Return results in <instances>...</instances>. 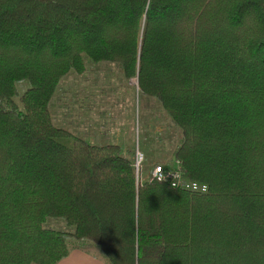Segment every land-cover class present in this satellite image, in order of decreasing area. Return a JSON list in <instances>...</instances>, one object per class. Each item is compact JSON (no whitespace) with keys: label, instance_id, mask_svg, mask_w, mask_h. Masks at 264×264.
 <instances>
[{"label":"trees","instance_id":"1","mask_svg":"<svg viewBox=\"0 0 264 264\" xmlns=\"http://www.w3.org/2000/svg\"><path fill=\"white\" fill-rule=\"evenodd\" d=\"M86 60L159 101L175 164L138 179L120 144L56 126ZM68 238L108 264H264V0H0V264H56Z\"/></svg>","mask_w":264,"mask_h":264},{"label":"rangeland","instance_id":"2","mask_svg":"<svg viewBox=\"0 0 264 264\" xmlns=\"http://www.w3.org/2000/svg\"><path fill=\"white\" fill-rule=\"evenodd\" d=\"M86 66L80 75L69 71L57 85L50 101V113L56 126L69 129L82 138L88 137L92 142L100 141L99 132L102 131L103 140L120 144L126 155L135 156V150L141 151V166L135 175L138 179H142L145 162L151 163L157 158L162 163L175 164L171 155L173 146L179 141L178 128L168 119L159 101L139 93L136 79L126 81L116 62L91 63L86 60ZM24 85L22 81L16 82V94H20ZM62 222L47 217L45 224L56 229H69ZM67 241V255L58 263L60 260L62 264L73 262L70 259L75 258L77 249H81L93 261L108 264L91 246L72 238ZM81 261L88 262L82 259L80 264Z\"/></svg>","mask_w":264,"mask_h":264},{"label":"built area","instance_id":"3","mask_svg":"<svg viewBox=\"0 0 264 264\" xmlns=\"http://www.w3.org/2000/svg\"><path fill=\"white\" fill-rule=\"evenodd\" d=\"M135 156L133 157V164L135 166V175H137L138 169L141 166V160H142V156L143 153L141 151L135 150ZM150 175L157 179L158 181H161V178H165L164 181H170L171 185L174 186V184H179L180 186L184 187V188H191V189H202L204 190L206 188V186L204 184H198L196 183V181H183V179L181 178V174H179L178 169L173 168H167L163 165L160 164V166H158L157 164L154 165L151 169H150Z\"/></svg>","mask_w":264,"mask_h":264},{"label":"crops","instance_id":"4","mask_svg":"<svg viewBox=\"0 0 264 264\" xmlns=\"http://www.w3.org/2000/svg\"><path fill=\"white\" fill-rule=\"evenodd\" d=\"M99 134H101V136H102V135H103L102 131L99 132ZM74 256H75V258L73 257V258L70 259V260H72L73 262H69V263L67 262V263H65V264H80L79 261L82 260V259L88 261L90 264H103L102 262L100 263V262L97 261V260L93 261V260L91 259V256H87L86 253H84V251H81V249H77V251H75ZM68 258H69V257H68ZM63 261H64V260H63ZM81 262H82V261H81ZM88 262H87V264H89ZM56 264H62V261L60 260L59 263H58V261H57ZM82 264H86V262H82Z\"/></svg>","mask_w":264,"mask_h":264},{"label":"clouds","instance_id":"5","mask_svg":"<svg viewBox=\"0 0 264 264\" xmlns=\"http://www.w3.org/2000/svg\"><path fill=\"white\" fill-rule=\"evenodd\" d=\"M164 179H165V178H161V182H163Z\"/></svg>","mask_w":264,"mask_h":264}]
</instances>
